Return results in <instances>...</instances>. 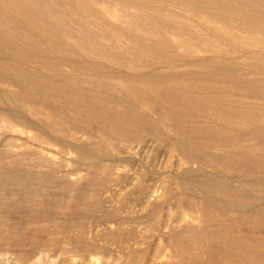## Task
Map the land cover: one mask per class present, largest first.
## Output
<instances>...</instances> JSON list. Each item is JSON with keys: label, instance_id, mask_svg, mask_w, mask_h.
Listing matches in <instances>:
<instances>
[{"label": "rangeland", "instance_id": "374dc122", "mask_svg": "<svg viewBox=\"0 0 264 264\" xmlns=\"http://www.w3.org/2000/svg\"><path fill=\"white\" fill-rule=\"evenodd\" d=\"M146 1L155 7L156 3L160 4L158 0H141L147 4ZM118 6L120 5L111 6L112 17L108 16L109 18L114 19V16L117 18L118 14L124 15V12L129 10L134 14L131 17L135 18V14L139 13L144 17L152 15L153 20L145 23L141 16L143 22L140 21L141 24L138 23V27L137 25L127 26L124 34L120 33L121 36L125 33L127 35L122 36L123 39L120 37L118 43L102 42L104 46L108 45L107 53L97 58L111 66L119 65L122 71L123 77L113 80L112 85L115 88L114 93L129 101L130 105L117 107V109L125 110L124 112H127V109L128 112L141 117L144 122L139 123L141 126H134V130H129L132 134L136 132L135 135L129 136V140L124 134L117 135V132L114 133L112 129L108 131L107 156L101 155L99 159H103L102 161L98 159V156L95 157L100 162L98 163L94 157L81 159L85 161L82 162L79 156L82 150H86L82 146L88 147L94 142L92 141L95 138L94 135L102 132L95 127V124L86 126L67 122L66 124L70 125H66L64 136L63 133L58 136L60 139L56 136L53 138L46 131L45 126L41 127L45 134L26 127L28 133L22 136L12 131L13 125L19 123L0 114V153L10 149L9 151L13 154H18L26 151V146H30L32 153L24 157L26 161L35 160L37 153L44 150L52 152L55 159L64 165L51 178H46L40 183H33L26 187L12 184L0 190L3 203L0 207V264H264V183L256 188L253 185H243L241 182L247 179L256 181L260 177L264 182V126H262L264 125L262 97L264 93L259 95V91L255 90L258 87L259 90H264V83H262L264 70L261 71L264 66L262 64L264 55L258 51L260 45L252 43L251 40L232 37L225 28L222 32L226 30L227 32L223 33H227L228 37L227 34L222 33L223 35L220 34L217 38L210 32L201 31L202 34L205 33L202 37L206 38L205 41H202L203 38L200 39L201 44L197 39H190V32H187V38L183 35L189 40L187 44L188 42L183 41L184 37L181 36L183 40L180 37L181 40L178 38L174 40V36L178 35L181 29L186 32L189 29L187 23L195 25L190 22L191 14L188 20L187 15H181L182 18L187 17L182 19L180 15L174 13L171 15V12L167 15L165 12L169 14V11H163L165 17L168 16L172 20L171 22L168 18H163L162 13L160 15L163 20L162 18L160 20L159 15L155 16L150 11L148 14L144 10L140 12L132 9L133 12L131 9L123 8V12L122 7ZM160 6L161 4L159 7L157 5V8ZM129 12L126 14L129 15ZM126 14L124 16L127 18ZM121 15H118L119 19ZM130 15L127 19H131ZM110 19L109 21H112ZM165 19L168 22H165ZM178 19L185 23L180 24ZM117 20L113 21L115 25L119 23ZM175 20H178L180 25L177 26ZM156 21L166 28L159 26L158 31ZM164 22L167 24L165 25ZM169 23L176 25L173 26L175 28L180 26L179 31L169 26L170 32L178 31L177 34L172 32L174 36L167 30ZM136 34L141 35L143 40L152 38L148 40L151 47L159 41L162 45L159 47L157 43L156 46L161 52L155 46V49H150V46L145 47L142 43L140 45L135 42L132 35ZM152 34L159 35L156 38ZM162 37L167 43L169 41L171 43L164 45ZM172 40L174 43L184 42L181 46L186 44L187 47L182 48L177 42L176 45L180 47L178 48ZM239 43L243 45L239 46ZM117 44L122 45V48L126 47L127 50L130 49L127 51L125 48H119ZM235 44L243 48L244 52L243 49L236 48ZM188 45L192 47L188 48ZM110 46H113L115 50H112ZM162 46L169 49L168 52L164 49L165 47L161 49ZM255 46H258V49ZM171 47L173 50L170 49ZM197 48L202 53L206 50L207 56L210 55L208 60L211 61L205 60L207 56L203 58ZM152 49L155 51H150ZM156 51L160 53L157 54ZM165 53L168 57H164H167L170 63L163 57ZM212 54L214 55L211 56ZM230 54L232 57L229 56ZM160 55L167 62L162 61L163 58L159 57ZM181 55H185L182 58L186 59H181ZM255 55L261 58L260 62L263 66L258 65L260 58H256ZM189 57L194 59L190 62ZM252 57L255 58L253 60H257L254 61L255 63L252 62ZM238 59L245 63L241 64L240 61L241 65H237ZM218 67L224 70V74L220 75L223 70H219ZM214 73L217 75L214 76ZM252 81L258 83L253 85ZM251 85L255 87L253 91L256 93L251 91ZM262 85L263 88H261ZM257 92V97H254ZM258 96H261L262 100ZM198 97L206 102L201 99L200 102L196 101ZM193 99L196 103L199 102L200 106L196 105ZM190 100L193 103L190 104ZM236 102L243 103L245 106L235 104ZM211 110L219 114H224L228 110L229 112L225 113L227 120L215 117ZM50 111L39 108L29 116L36 122L54 123L56 121L58 123V118L52 113L53 117ZM247 111L253 115L250 117ZM228 113L231 115L236 113L237 116L233 117ZM255 114L262 115L259 116L260 121L261 119L263 121L259 123L262 124H258V119L255 120L258 117H255ZM252 117L254 120L251 121ZM256 122L258 125L254 124ZM259 132H261L260 135ZM61 135L63 138L67 136L65 140L69 135L70 139H67V143V140L62 141ZM69 140L72 143H69ZM76 140L78 142L81 140V143ZM73 143L79 148L74 147ZM228 143L230 145H226ZM182 146L189 147L193 156L188 157L182 151ZM29 163L39 171L48 169L40 163L33 161ZM189 169L192 171L191 174L184 175ZM218 175L221 176V180L237 187L234 192L223 196L227 203L221 201L222 199L216 193L209 194L201 190L193 192L186 189L182 181V177H186L190 183H193L192 185H197L203 177L216 179ZM187 190L191 192L188 193ZM240 202L243 203L240 204ZM255 207L258 208L254 209ZM248 208H251V211ZM260 208L263 213H260L262 212ZM258 210L261 211L258 213Z\"/></svg>", "mask_w": 264, "mask_h": 264}, {"label": "bare ground", "instance_id": "6f19581e", "mask_svg": "<svg viewBox=\"0 0 264 264\" xmlns=\"http://www.w3.org/2000/svg\"><path fill=\"white\" fill-rule=\"evenodd\" d=\"M158 1L161 4L160 8H157V5L159 7L160 4L156 3V7H155L153 4L149 3V1H146L147 2V4H146V3L141 2V0H0V114H4V115L12 118L13 120H15L17 123H19L17 125H13L12 131L14 133H16L17 135L23 136L26 133H28L27 129H25L26 127H28V128H34L37 131L44 133L43 132L44 130L41 127L45 126L47 128L46 131H48V133L51 134L52 137L54 138V136L58 137L62 133H63L62 135L64 136V131H65L66 125H68V124H66L67 122L77 124V125L78 124H80V125L84 124L86 126L88 124H91V123L93 124V126L95 124L96 125L95 127L102 132L100 134L98 132V134L94 135L96 138V141H95V138L93 137L94 139L93 140L91 139L92 141H94L93 143H91L89 140H88V142H90L91 144L86 141L88 144H90L88 147L84 145L86 148L82 146L83 145V141H82L81 146H82V148H84L86 150L81 151L79 149L81 151V154H79L80 160L81 159L83 160V159L88 158V157H90V158L94 157L95 158L97 156L99 159V157H101V155L102 156L106 155L108 143H109V141H108L109 138L107 135H109L108 131H110L111 129L114 130L113 131L114 133L117 132V135H118V133L124 134L126 137H128L127 140L130 139V137H129L130 135L131 136H133V134L135 135L136 132L132 134V132H130L129 130L133 129L134 126L139 125V123L144 122V120L137 115L135 116L132 112H128L127 109H126L127 112H124L125 110L119 111L117 109V107H126L127 104L130 105V103H129V101H126L125 99L117 96L114 93L115 88L112 85L113 80L118 79V78L120 79L121 77H123L122 71H121L118 64H117L118 66H116V65L111 66V65L99 60L100 58L99 59L97 58V56L101 57V55L103 53H105L107 50L106 46H108V45L104 46L105 44L103 43L104 44L103 45L102 42H105V41L110 42L111 41V42H114L115 44H116V42L118 43L120 37L127 35V33H125V35H123L127 26L128 27L129 26L135 27L137 25L136 27H138V23L141 24V22H140V21H142L141 16H142V19L145 20V23H147L146 21L150 22L153 20V17H151L152 15L151 16L148 15V16L144 17L141 14L139 15V13H138V15L135 14V16H136L135 18H134V16L131 17L134 14L130 13L128 9H131V10L134 9L137 11H140V10L143 11L144 10L148 14H150V12H151L155 16L159 15L160 20L162 18V15H160V13H162L164 15L163 18L165 17V13L167 15H170V12H171V15H172V13H174L175 15L177 14L178 16L180 15L179 17H181V15L189 16V14H191L192 20H190L191 15L189 16V18H187V17L186 18L188 20H190V22H193V24H195V25H192V23H187L190 26V27L188 26L189 29H187L186 32L183 31V29H181V32L186 33V34L182 33L181 35H179L181 33L180 32L176 36H174L172 34L176 33V32L178 33V31L180 30V28H179L180 26L176 27L177 29L173 26H176V25L178 26V24H179L177 22L178 20H179L180 24L185 23V22H182V20L178 19V20H175V24L177 22L176 25H173V24L171 25L170 23L172 22V20L169 19L168 16L165 17V18H168V21L171 20V22L168 24V29H167V30H169L168 32H170V30H171V29H169L170 25L175 30H178V28H179V30L176 32L175 31L170 32V34L172 36H174V40H177V38H178V40H181L182 37H184V39L187 41H185L183 39L182 40L186 43L189 41L188 39H186L187 38L186 35L190 32V34H189L191 36L190 39H193V38L197 39V40H199V42L198 41L197 42L200 43L201 38H203L202 41L206 40V38L202 37V35H204L205 33L202 34L201 31H207L208 33L210 32L211 35L214 34V36H216L217 38L223 32L228 31L232 35V37H235L237 39L241 38V40H244V39L251 40V41H253L252 43L255 42V43L259 44L260 46H259L258 51H260L264 55V0H158ZM112 5H115V6L120 5L122 7V9L123 8L127 9L128 12L131 14V15L129 14L131 19H127L129 15L126 14V13H128L127 11H126V13L124 12V9H123L124 15L126 14L127 18L123 15L121 8H120V10H121V13L123 16L121 14H118L119 16L121 15V17L119 19L118 15H117V18L119 19V20H117L116 16L113 15L114 19H112L111 18L112 16L110 15L111 14L110 8ZM120 6H118V7H120ZM137 11L135 13H137ZM163 11H169V14H168V12L163 13ZM157 13H159V14H157ZM144 15H146V14L144 13ZM108 16H111L110 18L112 19V21H109L110 18ZM159 16H157V17H159ZM163 18H162V20H163ZM186 18H184V16H183L182 19H186ZM115 19L117 20V22L119 21L118 25L114 24L113 21H115ZM154 19H157V18H154ZM175 19H177V18H175ZM165 20H166L165 22H168L167 19H165ZM112 22H113V24H112ZM156 23H157V21H156ZM152 24H153V22H152ZM157 24H158V27H157L158 31H159V29H158L159 26L161 28H166L162 24H161L162 26L159 23H157ZM166 24L167 23H165V25ZM184 28H186L185 25H184ZM224 28L227 31L224 30L222 32V30ZM155 30H156V28H155ZM155 30H153V32ZM160 30H162V29H160ZM116 31H117V33L119 32V34L115 33ZM165 32H166V30H165ZM168 32H167V34H169ZM199 32H201V33H199ZM120 33H123L122 36ZM159 34H163V33L161 32ZM159 34H157V35L152 34V35L157 38ZM223 34L226 35L227 33L226 34L223 33ZM183 35H185L186 38ZM206 35H208V34L206 33ZM166 36H168V35H166ZM209 36H210V34H209ZM227 37H228V34H227ZM132 38L135 42L139 43L140 45H141V43L143 45H145V47L150 46V42L148 40L152 39L151 38V39L147 40V38H146V40H143L141 38V35H139V34L132 35ZM162 38H163L162 43L164 45L169 44L170 41L168 39L167 40L169 42L167 43L166 39L164 37H162ZM188 38H189V36H188ZM223 38H224V36H223ZM120 39H123V37ZM157 40H159V39H157ZM236 40H234V41H236ZM121 41H123V40H121ZM172 42L174 43L173 40H172ZM177 42H175L174 44L176 45V43H177L182 48H184L185 46L187 47L186 44L181 46L182 43H184V42H182V43L180 41H177ZM190 42H191V40H190ZM192 42H194V41H192ZM225 42H228V41H225ZM120 43L122 44V42H120ZM152 43L154 44V41ZM157 43L159 44V41ZM157 43L155 42L154 46L156 47L157 50L160 51V49H158V47L156 46V45H158ZM243 43H244V41H243ZM125 44L127 45V42ZM187 44H189V42ZM123 45H124V43H123ZM160 45H162V44H159L158 46L160 47ZM202 45H205V44L202 43ZM231 45H233V44H231ZM238 45L242 46L243 44L239 43ZM117 46H118V44H117ZM119 46H118L119 48H122L121 47L122 45H119ZM154 46L153 45H152V47L150 46V49L154 48ZM169 46H171V45H169ZM169 46H167V47H169ZM189 46H191V45H188V48H189ZM197 46H198V44H197ZM235 46H236V44H235ZM239 46H236V48ZM245 46H246V44H245ZM245 46H243V47H245ZM110 47L113 48V46H110ZM118 47H117V49H119ZM163 47H165V46H162L161 49ZM172 47H174V46H172ZM172 47L170 48L171 50H173ZM176 47H178V45H176ZM180 47H178V48H180ZM255 47L258 49V46H255ZM255 47L253 48L254 50H255ZM107 48L109 49V47H107ZM115 48H116V46H115ZM124 48L126 49V47H123L122 49H124ZM236 48H235V50H236ZM239 48H241V47H239ZM147 49H149V48H147ZM164 49L167 52L169 50V49L167 50L166 47ZM241 49H243V48H241ZM112 50H115V49L113 48ZM112 50H111V52H113ZM165 50H164V52H165ZM200 50H202V49H200ZM248 50H246V51H248ZM108 51H110V50H108ZM130 51H132V50H130ZM150 51H155V50L152 49ZM197 51L199 52L198 48H197ZM205 51H203L204 53H202V51H200L203 58H205L207 56ZM237 51H238V49H237ZM157 52L158 51H156V53ZM188 52L192 53L191 51H188ZM220 52H222V50H220ZM243 52H244V49H243ZM248 52H251V51H248ZM124 53H127V52H124ZM159 53H157V54H159ZM255 53H256V50H255ZM131 54H133V52H131ZM162 54H164V53H162ZM203 54H206V55H203ZM213 55L214 54H212L211 56H213ZM259 55L260 54L258 53V56ZM164 56H167L166 53H165V55H163V57ZM182 56H185V55H181V59L184 58V57L182 58ZM208 56L210 57V55H208ZM208 56L206 57L207 59H205V60H208ZM229 56L232 57L231 54ZM255 56H257V55H255ZM258 56L256 58H258ZM136 57H138V56L136 55ZM156 57H158V56H156ZM159 57H162V55H160ZM219 57H217V58L219 59ZM222 57H223V55H222ZM164 58L162 61H165L166 58L165 59ZM187 58H188V56H187ZM199 58L201 59V56ZM263 58H262L263 61L260 58L258 65L261 64L260 61H262L263 62L262 64H264ZM184 59H186V58H184ZM189 59H191L190 60V62H191L194 58L189 57ZM234 59H235V57H234ZM234 59L232 58V60H234ZM245 59H247V58L245 57ZM253 59H255V58L252 57V60ZM167 60H168V58H167ZM213 60H215V59H213ZM238 60H239L238 61L239 64L237 63V65H239V66L241 64L245 63V62L242 63V61L240 59H238ZM247 60H246V62H247ZM249 60H251V58ZM202 61L204 62V59ZM215 61H212V62L214 63ZM240 61H241V64H240ZM254 61H257V60H253L252 62H254ZM165 62H167V61H165ZM168 62H169V60H168ZM212 62H211V64H212ZM205 63H207V61ZM218 63H220V61ZM229 63H230V60H229ZM208 64H210V63H208ZM230 65H232V64H230ZM209 66H211V65H209ZM197 67H199V66H197ZM256 68H259V67H256ZM260 68H262V67H260ZM218 69L223 70V69H220L219 67H218ZM232 69H233V67H232ZM263 70H264V66L261 69V71H263ZM235 72L236 71H234V73ZM234 73H233V75H234ZM222 74H224V70H223V73H220V75H222ZM241 74H243V72ZM215 75H217V74L214 73V76ZM211 76H212V74H211ZM261 82H259V83L260 84L264 83V82H262V83ZM245 83H243V84H245ZM249 83L251 84V82H249ZM256 83H258V82H256ZM256 83L253 82L252 84L254 85ZM260 84H257V85H260ZM263 85L261 88H263ZM250 87L252 88L251 91H253V89L255 88L252 85ZM247 88H249V87L247 86ZM255 90L259 91V95L261 93H264V90H259V87H258V89L255 88ZM246 91H247V89H246ZM253 92L256 93V91H253ZM257 95H258V92H257L256 96L254 95V97H257ZM259 97L261 99V96H258V98ZM262 97L264 99V94L262 95ZM198 98L196 101H199L200 99H201V101H203V99L201 97L199 99ZM233 98H235V97H233ZM233 98L231 100H233ZM193 100L195 102V99H193ZM216 100L219 101V99H216ZM220 101H222V100L220 99ZM243 101H245V100H243ZM199 102H197V103H199ZM203 102H206V101H203ZM208 102H210V100ZM189 103L191 104L193 102H191V100H190ZM197 103L195 102L196 105L200 106V103L199 104H197ZM237 103L240 104L239 102H236L235 104H237ZM195 104H192V105L196 106ZM241 104H243V103H241ZM243 105L245 106V104H243ZM248 105H250V104H248ZM204 107H206V105H204ZM218 107H219V105L217 106V108ZM220 107H222V106H220ZM234 107H237V106H234ZM39 108L51 110L50 113L51 114L53 113L58 118L59 122L56 123V121H54V123H53V122H36V121H33L31 119V117L29 116V114H31L34 111H37ZM240 108H242V106ZM211 109H212V107H211ZM243 110H245V109H243ZM211 111L213 113V110H211ZM227 112H229V111L227 110ZM227 112H224V114H219V113L214 112L213 115H215V117L217 116L218 118H220L222 120H224V119L227 120V118H226L227 114L225 116V113H227ZM252 112H255V111H252ZM260 112H263V111H260ZM220 113H221V108H220ZM245 113H246V111H245ZM245 113H244V115H245ZM249 114H250V117H251V115H253L252 113H249ZM54 115H53V117H54ZM229 115H231V114H229ZM235 115L237 116L236 113H235ZM235 115H231V116L236 117ZM255 115H256L255 117L258 116L257 114H255ZM259 116H262V115H259ZM258 117L255 118V120L258 119V124H262V123H259L262 121V119L260 121V117L259 118ZM263 117H264V115H263ZM238 118L239 117H237V120H238ZM240 118H241V116H240ZM242 118H245V117L242 116ZM250 120L252 121V120H254V118L252 117ZM244 121H245V119H244ZM251 121H250V123H251ZM231 122L232 121H230V123ZM240 122H242L241 119H240ZM240 122H239V124H240ZM245 123H247V122L245 121ZM153 124H155V122ZM254 124L256 125L257 122ZM139 126H141V125H139ZM262 126H264V125H262ZM73 127H75V126H73ZM259 127H260V125H259ZM79 128H76V129H79ZM247 128H249V127H247ZM220 131L222 133V130H220ZM251 131H253V130H251ZM211 132H213V131H211ZM255 133H257V132H255ZM260 133L261 132H259L258 134L260 135ZM258 134H256V136H258ZM62 135L60 136L61 138H63ZM263 135H264V133H263ZM119 136H120V134H119ZM66 137H64L62 139V141H64ZM126 137L124 138L125 141H126ZM140 137H142V136H140ZM58 138H56V139L58 140ZM68 138H69V135H68ZM139 139H138V141H140ZM59 141H61V140H59ZM72 141H74V140H72ZM67 142H68V140L66 141V143ZM70 142L71 141L69 140V143ZM79 142L81 143V140ZM233 142H230V143H233ZM16 144H19V143H16ZM65 145L68 146V144H65ZM72 145H70V146H72ZM226 145H230V144L228 143ZM75 146L76 145L74 144V147ZM230 147H232V146H230ZM234 147H232V148H234ZM239 147H240V145H239ZM239 147H237V148H239ZM30 148H31L30 146H26L25 147L26 151L20 152L18 154H13L11 151H9L10 149L0 153V190H3L4 188H6L7 186L12 185V184H19V185L26 187V186L33 184V183H37V182L40 183V182L44 181L46 178H51L57 170L61 169L64 166L60 161H57L55 159V155L52 152H47V151L41 150L37 153L36 159L35 160L31 159V160L33 162L40 163L41 165H44L45 167H48V169L46 171L45 170H42V171L36 170L35 167L29 163V162H32L31 160L28 162V161H26V159H24L25 156H28L29 154L32 153ZM77 148H79V147H77ZM181 148H182V151L188 157L193 156L189 147L182 146ZM75 151H77V150H75ZM90 158H89V161L91 160ZM95 159H97V158H95ZM98 159H97V162H98ZM99 160H101V159H99ZM86 161H87V159H86ZM89 161H87V162H89ZM82 162H85V161H82ZM97 162L95 161V165ZM98 163H100V162H98ZM95 165L93 164V166H95ZM191 172H192L191 169H189L185 172L184 175H186V174L190 175ZM257 174H259V173H257ZM201 176L205 177V175H203V174H201ZM211 176H213V175H211ZM204 177H203V180H200V181L198 180L199 183L197 185H192L193 183H190V180L187 179L186 177H182L183 178L182 181H183L184 187L186 189H189L191 191L193 190V192L201 190V191H203L205 193H209V194L210 193H213V194L216 193L217 195L220 196V198L222 199L221 201H223L224 203H227L226 200H224V197L227 196L229 193L234 192L237 188V187H233L231 184L227 183L226 181L221 180V178H220L221 176H219V175H218V177L220 179H218V177L216 179H208V177L206 179H204ZM193 181L194 180H192V182ZM241 182L243 185L244 184L253 185L255 187L256 186L259 187L262 183H264L262 180V177H260V179L256 180V181H250L247 179V180H242ZM263 187H264V185H263ZM191 191H189V192H191ZM187 192H188V190H187ZM193 192L191 194H193ZM245 195H247V194H244V196ZM210 198H212V197H210ZM244 200H246V199H244ZM247 202H249V201H247ZM210 203H212V202L210 201ZM241 203H243V202H240V204ZM2 205H3V203L1 200V193H0V207H2ZM251 206L249 205V207H251ZM263 206H262V208H263ZM241 207H239L240 210H241ZM235 208L237 209V207H235ZM251 208H253V207H251ZM257 208L258 207H255L254 209H257ZM246 209H244L245 212H246ZM250 209H249V211H251ZM253 211L255 212V210H253ZM260 211L258 210V213ZM242 213H244V212H242ZM260 213H263V210Z\"/></svg>", "mask_w": 264, "mask_h": 264}]
</instances>
